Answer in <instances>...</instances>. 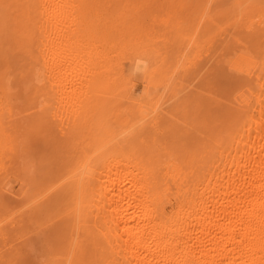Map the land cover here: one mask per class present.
Masks as SVG:
<instances>
[{"label": "bare ground", "instance_id": "obj_1", "mask_svg": "<svg viewBox=\"0 0 264 264\" xmlns=\"http://www.w3.org/2000/svg\"><path fill=\"white\" fill-rule=\"evenodd\" d=\"M150 1L0 0V193L12 157L35 154L18 139L21 127L51 142L52 101L60 105L71 87L81 154L64 169L49 149L37 153L20 179L44 190L33 216L62 208L56 234L67 244L54 246L58 255L66 250L71 264L83 263L88 249L94 264H264V0H201L197 18L194 0H164L188 12L162 15L171 52L150 36L159 28L128 14ZM128 63L152 91L181 65L182 93L163 110L179 114L182 131L162 140L164 129L145 134L148 102L126 95ZM201 69L228 95L195 105L203 112L198 135L187 128L195 102L187 78ZM15 103L25 105L24 125Z\"/></svg>", "mask_w": 264, "mask_h": 264}, {"label": "rangeland", "instance_id": "obj_2", "mask_svg": "<svg viewBox=\"0 0 264 264\" xmlns=\"http://www.w3.org/2000/svg\"><path fill=\"white\" fill-rule=\"evenodd\" d=\"M203 3L204 2H202L201 0H194L193 1L192 13L194 14V16L196 15L195 16L196 18L202 12L203 6H205V5H203ZM145 6H147V7L142 8L140 11H137V12L130 11L128 14L130 16L135 15L136 17H138L140 19V22L143 25L145 24L144 27L148 28L149 26H152V27H149V29L151 31L153 30L152 28H154V27H157L154 29L159 28L160 30H153V32L150 36H154V37L157 36L158 37L157 41L159 42V43L157 42V44L160 46L162 45L161 47L164 48V50L168 49V51L171 52L172 50H174V44H172V43L170 44L166 40L164 41L165 36L167 37L170 34H168V32H167L168 30L165 29V28H167V25H165L164 21L162 23L163 19H161V18H163V16L166 18H172L175 15L176 16L177 15H184V13H188V12H185L184 9H183V11L180 10L179 7L171 8L170 4L168 2H164V0H158V1L153 0V1L148 2V4H145ZM203 12H204V10H203ZM163 13H165V14H163ZM151 15L152 16L154 15V17H152ZM150 16L152 17V19L153 18L155 19L154 22H153L154 19L153 20L149 19ZM155 17L157 18V20ZM158 17H160V18H158ZM164 30H165V32H164ZM156 31H158V32L162 31V33L161 32L160 33L163 36L160 33L158 34V32H156ZM163 32H164V34H163ZM242 34H245V33L242 32ZM161 41L164 43H162ZM173 53H175V51ZM190 58H191V56H190ZM23 65H26V62H24ZM126 67H127V69H126L125 75H124L125 76L124 80L126 82L125 87H124L126 95L129 98H135L136 97L137 99H142V98H140V96H141V97L145 98L143 100H146L148 102V104L145 106V108L147 107L146 108V110H147L146 113H148V114H146L147 117L145 119L140 120L141 124L144 126L143 130L146 131L145 134H147V136L150 134H153V133H158V132H159L158 134H160V132H162L164 129V134L157 136L158 140H162L166 134H168L169 136H172V134L177 133L179 130L182 131L183 128H182V124L180 122L179 114L173 112L172 115L166 114L167 115L166 116L164 113V110H163V109H165V110L166 109H172V107L174 106V103L177 101V99L180 97V94L182 93L181 89H180V81H179L180 80V77H179L180 71L179 70H181V65L179 66L180 68H177L178 71L174 75L177 77L173 78L171 80L170 84L166 88H156L154 91L149 89V87H148L149 85L144 80L143 73L139 69H136V67H134V65H130L129 63L126 65ZM70 73H73V76H75V74H77L76 71L75 72L72 71ZM177 73H178V75H177ZM203 76H204V71L201 69V70H196L193 74H191L187 78L188 79L187 83L189 84L188 90L191 89L192 95H194V97H195L193 114H190V116L188 117L189 124H188L187 128L191 131V133L198 134V135L200 134L199 122H200L201 115L203 114V112L200 111V113H199V111L195 108V105L196 104L199 105L201 102H204V103L205 102H211L214 93L217 94L218 97H224V96L228 95L227 93L224 92V84L220 80H218L216 85L214 86L211 77H207L208 79L211 80V84H209V82L208 81L206 82V78H204ZM222 77L225 78L224 74H222ZM215 78L221 79L219 76H215ZM69 86H71V85H69ZM67 88H68V86H67ZM69 88L71 89V87H69ZM69 88L67 89L68 91H69ZM147 89H149L151 91H149ZM67 92L65 93L66 95H64V97H63V99L66 101L63 100L62 103H59L61 106L58 105V101H56V100L52 101V108H51V112H50L51 113V116H50V119H51V121H50V123H51V129H50V131H51V142L48 141L50 143L49 144L50 147L47 148L48 142L45 143V138L42 136L41 133L34 134V135H30L28 132L24 133L26 130L25 126H24V128L21 127L20 131L18 132V139L21 140V144L22 143H28L31 150L33 152L35 151L33 158H37V156H36L37 153L40 156L41 154H43L45 152V150L47 152V150L49 149V151H48V152H50L49 155L52 156V159H54V160L56 159V161H54V162H56V164H59L58 166H61L63 164L64 165V166L62 165L63 168L65 167V165H69L71 163L76 162L75 159L77 158V156H79L81 154L82 148L84 146V144H83L84 133L74 123L73 119H74L75 115L73 116V113H72L77 108V106L79 107L80 103H78V102L80 100H78V98L76 97V99H75L76 102L74 101V98L72 95L74 93L73 90H71V92H73L71 94H70V92H68L69 93L68 96H67V94H68ZM149 92H150V94H149ZM74 95L76 96L75 93H74ZM68 97L73 98L72 99L73 102ZM69 100L71 101V103H73V104L76 103V104L75 105L71 104ZM124 102H125V100L124 101L122 100V102H121L122 104L120 103L122 108L127 107L125 109H128L129 107H131L130 105H132V104L129 103L127 100H126L125 104H123ZM127 103H129V104H127ZM71 105L73 107L72 109L69 108V107H71ZM57 106H58V110L56 113L55 110H56ZM74 106H76V108H74ZM69 109L70 110L74 109V110L71 111V113H70ZM14 111L17 112V116L20 115L19 122L22 123L23 125L26 124L27 119L24 117V115H26L25 105L22 103H15ZM74 114H75V111H74ZM154 114H157L156 118L153 117ZM134 116H136L137 118L133 117V116L129 118L131 123H134L139 117V115H137V114H135ZM149 119H150V121H152L154 119L155 120L150 122V121H148ZM143 121H144V123H142ZM155 121H157V122L154 123ZM152 123H154L153 124L154 127L152 126ZM191 123H196L197 127L191 125ZM148 124H150V125H148ZM139 126H141V125H139ZM151 127H153V128H151ZM159 127L161 129H159ZM121 129L125 130L124 127H121ZM121 129L119 128V130H121ZM147 130H148V132H147ZM156 131H158V132H156ZM26 134H27V137L25 136ZM160 138H162V139H160ZM172 139H173V141L174 140L176 141V140H178V137L176 138L174 136ZM37 150H38V152H37ZM33 158L29 159V158H24V157L18 156V155L13 156L12 160L10 162V166H9L8 171L4 172L1 176V177H3L4 188L2 189V192L0 193V215H1L0 216V229L3 230L6 234H4L5 237H4V235L2 236L0 234V249H1L0 250V258H1L0 264H5V263L6 264H48V262H49V264H52V262L49 259H51V260H52V258H53V260L56 259L54 261V262H56L57 259H59V257H61L62 255H63V257H67V262L65 260L66 258L62 259L63 257H61L59 259V261L61 260V262L57 261L56 263L71 264L70 260H69V256H67L68 253L66 252L65 249H64L65 251L63 250L64 254H62V255L61 254L58 255V253H57V251H59V253H61L62 252L61 250L56 251L54 249L59 244V242H60V244H64V243L67 244L64 239L62 242L61 237L59 235H57V234H59V233H57L58 228L61 225V223H60L61 221H59V220L63 214L62 208L58 209L59 211H61L60 214L58 213V210H57V212L55 211L53 214L43 212V214L41 213V214L37 215L36 217L32 215V212H33L32 209H35L36 206L38 205V203L40 202V200L44 198L42 196L44 193L43 189H40V188L38 189L37 185H35L34 183L32 184L31 182L29 184H27V186H26L25 184H22V181H21L22 179H24L26 177V174H27V172H26L27 168L26 167L27 166L31 167V165L33 164L34 161L31 160ZM31 169L33 172L32 167H31ZM62 172L63 171H61V173ZM28 185H29V188H28ZM34 192H35V195L37 194L36 196L34 195ZM32 201L34 203H31ZM36 203H37V205H36ZM29 206H31L30 209H29ZM30 210H31V212H29ZM15 214H16V216H15ZM31 220H33V221H31ZM48 229L50 231L52 230V232H53V230H56V231L53 232L54 234H52V232H51V234H49L50 231ZM43 232L45 234H43ZM58 236L60 239L59 238L57 239ZM50 240H52V242L47 244V242H49ZM62 246H64V245H62ZM51 248L56 251V253H57V254L55 253L56 256L53 255L54 250L52 251ZM128 248H130V246H128V247H126V249L124 248V250H122V254H123V251H124V253H125V250L128 251V252L126 251V253H125L126 257H128L127 253L129 254ZM50 249H51L53 254L50 253ZM57 249H59V247ZM88 250H90V252H92V254L89 253V254L85 255L83 263L81 262L79 264H91V263L94 264L96 262L94 260L95 256L93 255L94 250H91V249H88ZM57 256H59V257H57ZM90 257L92 258V260ZM47 259H48V262H47ZM68 260H69V263H68ZM85 262H87V263H85Z\"/></svg>", "mask_w": 264, "mask_h": 264}, {"label": "clouds", "instance_id": "obj_3", "mask_svg": "<svg viewBox=\"0 0 264 264\" xmlns=\"http://www.w3.org/2000/svg\"><path fill=\"white\" fill-rule=\"evenodd\" d=\"M137 63H143L144 64V67L147 68L146 62H144V61H138Z\"/></svg>", "mask_w": 264, "mask_h": 264}]
</instances>
